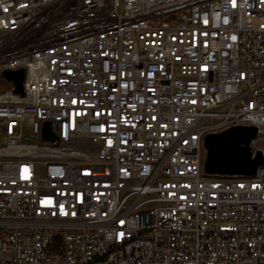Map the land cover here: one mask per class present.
<instances>
[{
    "label": "built area",
    "instance_id": "built-area-1",
    "mask_svg": "<svg viewBox=\"0 0 264 264\" xmlns=\"http://www.w3.org/2000/svg\"><path fill=\"white\" fill-rule=\"evenodd\" d=\"M3 84L0 264H264V0H0Z\"/></svg>",
    "mask_w": 264,
    "mask_h": 264
},
{
    "label": "water",
    "instance_id": "water-1",
    "mask_svg": "<svg viewBox=\"0 0 264 264\" xmlns=\"http://www.w3.org/2000/svg\"><path fill=\"white\" fill-rule=\"evenodd\" d=\"M3 76L12 80L14 91L21 92L23 78L22 69L4 70ZM41 136L54 139L46 123L43 124ZM256 136V128L252 125H230L220 131L206 133L203 136L205 157L203 170L206 173L253 175L264 159L258 150L253 154L250 142Z\"/></svg>",
    "mask_w": 264,
    "mask_h": 264
},
{
    "label": "rangeland",
    "instance_id": "rangeland-1",
    "mask_svg": "<svg viewBox=\"0 0 264 264\" xmlns=\"http://www.w3.org/2000/svg\"><path fill=\"white\" fill-rule=\"evenodd\" d=\"M4 87H6V85L5 84H3L0 88H4Z\"/></svg>",
    "mask_w": 264,
    "mask_h": 264
}]
</instances>
